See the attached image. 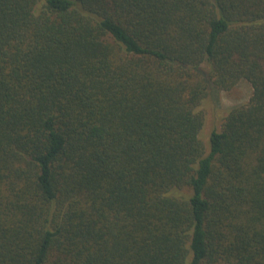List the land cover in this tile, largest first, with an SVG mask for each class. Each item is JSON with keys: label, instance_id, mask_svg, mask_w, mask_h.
Listing matches in <instances>:
<instances>
[{"label": "trees", "instance_id": "16d2710c", "mask_svg": "<svg viewBox=\"0 0 264 264\" xmlns=\"http://www.w3.org/2000/svg\"><path fill=\"white\" fill-rule=\"evenodd\" d=\"M0 264H264V0H0Z\"/></svg>", "mask_w": 264, "mask_h": 264}, {"label": "rangeland", "instance_id": "374dc122", "mask_svg": "<svg viewBox=\"0 0 264 264\" xmlns=\"http://www.w3.org/2000/svg\"><path fill=\"white\" fill-rule=\"evenodd\" d=\"M253 92L252 85L247 80L239 82L237 87L232 91H222L215 94L216 101L209 99L202 106L205 114L207 115V123L202 132V136L206 141L210 131L215 127H219L223 117L229 108L246 103ZM207 149H210V136L208 142L205 143Z\"/></svg>", "mask_w": 264, "mask_h": 264}]
</instances>
